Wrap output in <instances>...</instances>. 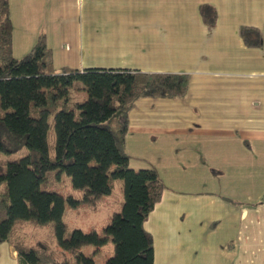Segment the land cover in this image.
Wrapping results in <instances>:
<instances>
[{
    "label": "crops",
    "instance_id": "1",
    "mask_svg": "<svg viewBox=\"0 0 264 264\" xmlns=\"http://www.w3.org/2000/svg\"><path fill=\"white\" fill-rule=\"evenodd\" d=\"M8 2L15 59L44 34L56 71L190 76L185 100L141 98L128 115V167L166 187L144 224L154 264H264V0ZM0 264H18L8 243Z\"/></svg>",
    "mask_w": 264,
    "mask_h": 264
},
{
    "label": "trees",
    "instance_id": "2",
    "mask_svg": "<svg viewBox=\"0 0 264 264\" xmlns=\"http://www.w3.org/2000/svg\"><path fill=\"white\" fill-rule=\"evenodd\" d=\"M199 14L205 24L215 23L212 7L203 5ZM242 40L247 48H259L260 30L244 27ZM189 81L188 74L121 69L56 71L44 34L23 58L15 59L9 2L0 0V153L9 152L2 137L10 145L23 143L29 151L0 168V185L5 186L0 191V243L13 248L18 264H69L49 245L29 246L18 231L19 225L49 224L65 246H75L83 239L98 247L111 241L114 255L106 264H154V243L144 224L166 187L155 169L128 167L124 145L128 115L141 98L185 100ZM80 91L87 92V101L75 95ZM51 129L53 156L48 143ZM51 172L57 176L65 173L75 189L87 187L104 196L112 193L114 180L121 181L123 203L107 225L106 236L98 238L74 230L69 239L62 238L66 204L78 202L41 189ZM76 264L89 262L81 258Z\"/></svg>",
    "mask_w": 264,
    "mask_h": 264
},
{
    "label": "rangeland",
    "instance_id": "3",
    "mask_svg": "<svg viewBox=\"0 0 264 264\" xmlns=\"http://www.w3.org/2000/svg\"><path fill=\"white\" fill-rule=\"evenodd\" d=\"M21 59V58H19ZM74 92V91H73ZM72 93V92H70ZM78 94V93H77ZM76 96L87 101V92H82ZM74 94H72L73 96ZM52 128L53 122L50 120ZM2 141L7 146L8 153H0V168H4L5 163L15 161L29 153L25 145H10V142L2 137ZM54 134L53 129L48 135L50 155H54ZM4 184L0 185V191H4ZM42 190L56 191L65 197H72L78 203L71 206L66 204L62 217V227L64 233L62 238L69 239L74 230H81L86 235L104 237L107 235L106 227L111 219L121 209L123 203L122 184L120 180L113 181V191L110 195L104 196L98 192H93L87 187L75 189L71 186L69 177L62 173L59 176L54 172L48 174V180L41 187ZM19 234L24 236L29 246L38 247L40 243L49 245L53 252L62 255V261H69V264H76L77 259L86 258L89 264H106L107 259L114 255V246L111 241H107L103 246H96L89 240L83 239L75 246H65L61 244L53 224L46 226L19 225ZM65 246V247H64Z\"/></svg>",
    "mask_w": 264,
    "mask_h": 264
}]
</instances>
